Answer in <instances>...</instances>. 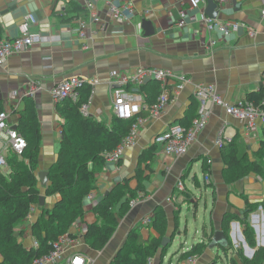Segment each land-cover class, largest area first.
I'll return each instance as SVG.
<instances>
[{
  "label": "crops",
  "instance_id": "crops-1",
  "mask_svg": "<svg viewBox=\"0 0 264 264\" xmlns=\"http://www.w3.org/2000/svg\"><path fill=\"white\" fill-rule=\"evenodd\" d=\"M110 1L0 0L1 37L18 36L19 25L28 13L35 14L38 20L31 27L32 32L38 34L34 44L27 50L8 56L4 61L0 60V108L8 113V122L18 130L19 118L29 98L34 101L41 125L42 141L36 175L41 194L46 196L45 206H40L39 202L32 206L34 210H30L29 216L16 228L18 241L27 248L34 247L37 239L32 232L33 223L44 208H52L61 198L60 194L46 195L49 180L42 184L38 175L40 171L50 172L57 161L62 141L64 119L58 112L57 102L50 95L51 88L67 76L87 78L93 86L90 116L111 124L114 115L111 82L114 76L132 74L140 67L149 66L184 74L187 81L163 113L158 116L148 113L145 118L139 117L143 121L137 128L135 143L123 150L118 162L106 160L103 170L97 173L96 188L84 201V219L73 224L70 233L74 237L65 234L71 240L65 254L70 258L69 254L78 251L91 258L93 264H106L110 256L124 245L130 230L136 224L144 223L146 217H154L156 209L162 208L171 222L174 211L180 214L184 206L190 209L192 204L197 212L195 201L198 199L199 204L204 196L210 195L209 192L213 198L211 221L206 225L199 243L205 241L208 245L205 233L211 235V242L216 231H231L230 244L227 245L229 248L239 250L242 246L249 253H255L257 248L264 247V180L253 171L237 178L239 168H229L224 160V151L229 150V144L235 141L238 156L242 155L244 160L243 166L260 163L259 159H263L259 149L264 139V124L258 121L256 129L248 132L243 122L228 115L224 108L217 105L211 108L205 126L186 154L171 156L158 146L151 170L145 171L150 176L144 181L146 191L142 193L143 196L140 194L138 202L119 219L117 230L104 249L94 250L89 246L90 251H85L87 245L84 243L83 230L88 223L97 220L93 211L95 205L119 183L124 184L125 180H129L132 188L136 187L135 175L140 156L155 144V135L171 124H192L199 115V110L193 107V103L199 101L195 94L199 84H213L218 94L231 104L252 102L248 101L249 94L264 89V20L260 16L264 0H218V19L247 22L254 33L234 32L223 39L218 30L203 32L206 42L217 41L212 51L205 48L196 34V31H201L202 21L207 16L206 0L198 5H194V0H132L135 13L124 23L109 17ZM184 8L188 10L187 24L180 27L179 12ZM77 10L89 21V36L86 39L80 38L75 31L77 21L82 18L65 20ZM93 13L101 18L100 22L91 21ZM144 19L152 22L153 34L144 28ZM32 81H40L44 86L35 97L27 96ZM155 81L147 80L144 84L149 83L151 87ZM177 83L171 80L167 84L172 95ZM160 87L162 90L161 84ZM128 89L135 94V114L147 111L157 95V91H141L133 85ZM12 94L16 97L12 98ZM219 133L224 134V146L216 144ZM12 152L0 139V154L5 156L6 161ZM247 160L250 163H246ZM0 170L9 174L11 169L8 162ZM230 175L237 176L230 179ZM179 181L183 182L184 190L179 188ZM188 193L192 197L191 204L187 200ZM246 222L254 229L256 248H252L246 240ZM224 223L228 225L227 230ZM143 231H147L144 238L150 234L159 237L160 234L149 226L142 228ZM208 248L209 254L217 255L219 251H225L226 246L215 244ZM0 264H3L1 255Z\"/></svg>",
  "mask_w": 264,
  "mask_h": 264
},
{
  "label": "trees",
  "instance_id": "trees-1",
  "mask_svg": "<svg viewBox=\"0 0 264 264\" xmlns=\"http://www.w3.org/2000/svg\"><path fill=\"white\" fill-rule=\"evenodd\" d=\"M81 14L77 10L65 20L85 19ZM152 83L151 87L149 83L140 87L141 91H157L147 111L137 113L130 119L119 118L114 114L111 124L81 113V105L92 97L93 86L90 83H86L80 89L77 100L68 98L57 102L58 112L64 119L62 141L57 161L50 168L49 184L45 193L48 196L60 194L61 198L52 208H44L33 223L32 232L39 245L30 248L18 241L16 228L29 216L32 206L39 202L41 191L36 171L39 167L42 136L34 101L26 99V106L19 118L18 131L27 140V147L22 155L13 151L8 157L7 162L11 169L9 174H4L0 170V255L3 264H32L39 257L50 253L54 242L60 236L69 234L74 237L70 233L71 228L77 220L84 219L86 214L84 201L96 188L97 173L105 167L106 156L130 134L133 123L139 117L145 118L148 115L150 106L161 93L160 83L156 81ZM263 97L264 89L249 94L248 101L259 104ZM193 104L198 111L200 102L196 101ZM236 145L235 141L229 144V150L224 151V160L230 169L239 168L237 178L243 177L249 171L264 178L263 162L243 166L244 160L238 156ZM157 149L158 145L153 144L141 154L140 165L135 175L137 179L135 188L130 186L129 180H125L124 184L119 183L93 208L97 220L87 224V230L83 235L92 249L102 250L107 246L117 230L119 219L130 211L131 201L145 193L144 181L150 176L145 171L151 170V162ZM259 155L264 159V139L261 141ZM251 209L254 210L253 207ZM161 220L164 222L163 226L160 224ZM167 221L166 212L158 208L149 227L157 229L162 235ZM227 229L228 225L225 224V230ZM225 234L230 244L228 232ZM244 234L249 245L256 248L254 229L247 222L244 224ZM160 246L159 237L150 234L144 238L135 229L129 233L112 264H147L148 257L156 254ZM206 247V243H198L189 249L185 256H201ZM238 254L242 256L244 264H264V247L257 248L252 258L243 256L240 251Z\"/></svg>",
  "mask_w": 264,
  "mask_h": 264
},
{
  "label": "built area",
  "instance_id": "built-area-1",
  "mask_svg": "<svg viewBox=\"0 0 264 264\" xmlns=\"http://www.w3.org/2000/svg\"><path fill=\"white\" fill-rule=\"evenodd\" d=\"M223 2V0H220ZM204 2V0H194V5ZM109 17L116 22H128L131 16L135 13L134 4L132 0H111L108 2ZM180 18L178 25L184 27L187 24L188 10L181 9L179 12ZM261 18L264 20V8L261 11ZM91 21L100 22L101 18L93 13ZM38 22L37 17L33 13H28L24 20L19 25L20 34L13 38L0 37V60L4 61L12 54L20 53L29 49L33 44L37 33L32 32V25ZM89 21L86 19H79L75 27V31L82 39L88 38ZM218 30L223 39L227 38L234 32L247 31L254 33L253 28L247 22L236 20H221L218 18H211L206 16L202 21L201 31H196L200 36L202 44L208 51H212L217 44L215 40L208 42L202 36L203 32H211ZM264 80V72L262 74ZM147 80H156L160 82L162 91L157 97V100L150 106L149 113L151 116H158L173 101L174 96L184 87L187 77L184 74H176L172 70L158 68V67H140L132 74H120L114 76L111 82L112 92L114 96L113 110L119 118L130 119L135 115L134 103L135 94L129 91L130 85L141 87ZM178 81L174 94L167 89L169 81ZM88 83L87 78L83 76H67L58 81L50 90L51 97L56 101L65 99L77 100L80 96V89ZM44 86L40 81H32L28 86L27 96L35 97L42 90ZM196 98L200 101L199 115L194 119L190 126L182 124H171L164 131L158 133L153 138V142L161 146L163 151L171 156L179 157L187 153L189 147L196 141L199 131L205 126L208 113L215 105L224 108L225 112L234 118L243 122L246 131L251 132L256 129L257 122L264 124V97L259 104L252 102H245L239 104H231L227 102L221 95L218 94L216 87L213 84H199L196 88ZM16 97L12 94V98ZM91 100V99H90ZM90 100L83 103L80 111L84 116L90 115ZM143 119L138 118L132 125L130 134L121 142V144L106 157L107 161L118 162L123 154V150L135 143L137 128L142 123ZM0 139L4 144L8 145L18 155H22L27 147V140L19 131L12 127L8 122V113L0 111ZM218 146H224L225 138L223 133H219L216 139ZM211 163V160H208ZM7 166V161L4 155L0 154V169ZM208 180V176H206ZM181 190H184L182 181L178 182ZM143 196V195H141ZM138 197V198H141ZM135 198L131 201V206H134L138 201ZM34 210V207L31 208ZM151 216L144 219V223L150 221ZM87 228L84 229V233ZM70 238L67 235L60 236L53 244V249L50 253L43 255L36 259L32 264H90L91 259L82 252H73L70 258L65 254ZM39 242H34V247H37ZM194 257H190L193 259ZM152 257H148V264H152Z\"/></svg>",
  "mask_w": 264,
  "mask_h": 264
},
{
  "label": "rangeland",
  "instance_id": "rangeland-1",
  "mask_svg": "<svg viewBox=\"0 0 264 264\" xmlns=\"http://www.w3.org/2000/svg\"><path fill=\"white\" fill-rule=\"evenodd\" d=\"M256 158H259L255 155ZM242 157V155H241ZM248 159L250 157L248 156ZM260 162H263L259 159ZM246 163H250L249 160ZM237 175H230L229 178H235ZM264 180V178L261 176ZM260 178V179H261ZM203 180V179H202ZM204 181V180H203ZM208 196H204V198L198 204V199L196 205H198L197 212L194 209V206L191 204L192 197L188 193L187 200L191 204L190 209L187 206H184L180 212L174 211V217L171 222L169 220L166 222V229L162 235L159 234V239L161 246L156 254L150 256L153 259L152 264H244L242 261V256L239 251L246 256L247 258H251L254 256V253H249L245 247L237 246L239 250L230 249L226 247L225 251H219V254H209V242L211 239V235L205 233V240L208 242L207 248L204 251V254L193 259L190 257L185 256L186 252L188 251L186 248L195 246V244L199 243L203 239V232L206 228V225L210 224V209L213 205L212 203V195L209 192ZM191 199V200H190ZM153 217L151 216L150 221L147 223H139L136 224L131 230L137 229V232L140 233L142 236L147 234V231L142 232V228H145L151 224ZM228 224H230L229 220H226ZM161 226L164 225V222L161 220ZM205 226V227H204ZM231 229V228H230ZM129 232V233H130ZM231 231L228 232V234ZM212 234V233H211ZM230 236V234H229ZM167 237L168 242L166 245H163V238ZM205 242V241H204ZM232 242V241H231ZM87 246L86 252L90 251V244L84 240ZM233 244V243H232ZM115 253V252H114ZM91 256V255H90ZM116 254H112L110 256V261L106 264H112ZM91 259V258H90ZM90 264H93V260L91 259ZM148 264V259H147Z\"/></svg>",
  "mask_w": 264,
  "mask_h": 264
},
{
  "label": "water",
  "instance_id": "water-1",
  "mask_svg": "<svg viewBox=\"0 0 264 264\" xmlns=\"http://www.w3.org/2000/svg\"><path fill=\"white\" fill-rule=\"evenodd\" d=\"M207 5H206V14L207 16L211 17V18H217L218 14H219V2L218 0H206ZM143 26L144 28H146V30L148 31L149 34H153L154 33V28L152 26V22L148 19H144L143 20ZM39 175V179L41 181L42 184H46L48 177H49V172L48 171H40L38 173ZM45 199L46 196L44 194H40L39 197V205L40 206H45ZM168 242V238L164 237L163 238V245H166ZM215 244H219L222 247H225L228 245V238L225 234L224 231L218 230L215 232L214 234V238L212 239V241L209 243L210 247H213Z\"/></svg>",
  "mask_w": 264,
  "mask_h": 264
}]
</instances>
